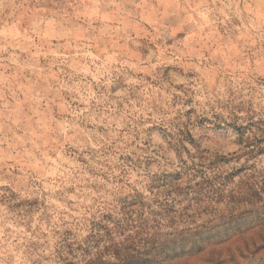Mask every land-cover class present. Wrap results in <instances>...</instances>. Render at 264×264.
I'll return each mask as SVG.
<instances>
[{
    "label": "rangeland",
    "instance_id": "rangeland-1",
    "mask_svg": "<svg viewBox=\"0 0 264 264\" xmlns=\"http://www.w3.org/2000/svg\"><path fill=\"white\" fill-rule=\"evenodd\" d=\"M197 151L264 177V0H0V264H62ZM187 208L137 264H264V199Z\"/></svg>",
    "mask_w": 264,
    "mask_h": 264
},
{
    "label": "trees",
    "instance_id": "trees-1",
    "mask_svg": "<svg viewBox=\"0 0 264 264\" xmlns=\"http://www.w3.org/2000/svg\"><path fill=\"white\" fill-rule=\"evenodd\" d=\"M248 145L243 147L240 157L262 154L254 145ZM236 155H214L207 151L190 155L188 161L181 162L178 171L165 177L163 191L157 194L152 205L143 199L122 202L120 213L93 224L86 238L72 240V245L60 251L58 261L62 264H137L148 245L157 243L162 231L172 229L171 220L186 211L195 198H236L247 206L258 205L264 199L262 174L232 189L233 180L222 170ZM178 205L180 209L176 208ZM134 208L139 210L135 216Z\"/></svg>",
    "mask_w": 264,
    "mask_h": 264
}]
</instances>
